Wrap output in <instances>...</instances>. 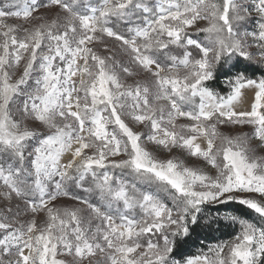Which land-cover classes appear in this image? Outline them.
Segmentation results:
<instances>
[{"label": "snow or ice", "instance_id": "1", "mask_svg": "<svg viewBox=\"0 0 264 264\" xmlns=\"http://www.w3.org/2000/svg\"><path fill=\"white\" fill-rule=\"evenodd\" d=\"M261 149L264 0L0 3V264H264Z\"/></svg>", "mask_w": 264, "mask_h": 264}, {"label": "trees", "instance_id": "2", "mask_svg": "<svg viewBox=\"0 0 264 264\" xmlns=\"http://www.w3.org/2000/svg\"><path fill=\"white\" fill-rule=\"evenodd\" d=\"M2 2H3V0H0V3H2ZM76 191H78V190H76ZM225 207L228 208L229 210L239 208V206H237V205H228ZM245 212H247V210H245ZM221 214H223V213H221ZM233 214L240 215L241 213L239 211H234ZM243 218L254 219V216L245 215ZM234 231H235V229H233L232 227L224 226V224L222 222L221 226L217 230H214L212 232L194 233L193 234V240L197 244L199 243V241L201 239H204L206 242L215 243V242H218L220 240L230 238V236L233 234ZM195 250H196L195 247L191 248V251L194 252Z\"/></svg>", "mask_w": 264, "mask_h": 264}, {"label": "rangeland", "instance_id": "3", "mask_svg": "<svg viewBox=\"0 0 264 264\" xmlns=\"http://www.w3.org/2000/svg\"><path fill=\"white\" fill-rule=\"evenodd\" d=\"M244 106L247 107V101H245V105ZM245 131H250V129H248V128H243V129H241V128H235V129H232L231 130L232 134H236L238 132H245ZM257 154L258 155H264V149L258 150Z\"/></svg>", "mask_w": 264, "mask_h": 264}]
</instances>
